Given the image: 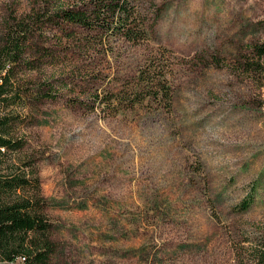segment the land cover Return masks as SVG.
Here are the masks:
<instances>
[{"label":"rangeland","instance_id":"obj_1","mask_svg":"<svg viewBox=\"0 0 264 264\" xmlns=\"http://www.w3.org/2000/svg\"><path fill=\"white\" fill-rule=\"evenodd\" d=\"M68 4L0 0V45L7 22ZM139 8L148 39L135 45L93 34L82 45L83 34L69 39L52 27L31 42L27 65H14L27 95L9 107L24 146L6 164L39 178L55 264H256L264 73L237 62L264 42V0H139ZM164 49L171 110L103 102L137 85L139 68ZM249 193L255 201L241 211Z\"/></svg>","mask_w":264,"mask_h":264},{"label":"trees","instance_id":"obj_2","mask_svg":"<svg viewBox=\"0 0 264 264\" xmlns=\"http://www.w3.org/2000/svg\"><path fill=\"white\" fill-rule=\"evenodd\" d=\"M49 27L68 30L69 39L77 33L83 34L78 41L82 45L90 42L91 34L103 41L118 38L134 45L148 39L139 0H69L67 6L45 5L25 17L7 22L0 45V147L4 148L0 151V264L16 261L17 264H55L57 244L51 237L53 224L45 217L39 197V178L35 171L13 170L6 164L11 154L24 146L22 138L14 135L17 116L9 109L27 95L16 82L14 65L21 62L27 65L24 58L31 42ZM171 55L168 49L152 54L136 74L137 85L128 86L103 102L108 104L114 100L117 106L134 107L148 101L171 110L174 101L172 67L161 62L169 60ZM237 63L248 74L262 75L264 42L252 45L249 54L239 57ZM42 93L40 89V98L47 97V93ZM254 201V194L249 193L238 209L247 211ZM256 256V264H264V245L257 249Z\"/></svg>","mask_w":264,"mask_h":264},{"label":"built area","instance_id":"obj_3","mask_svg":"<svg viewBox=\"0 0 264 264\" xmlns=\"http://www.w3.org/2000/svg\"><path fill=\"white\" fill-rule=\"evenodd\" d=\"M0 151L3 152L4 151V148L3 147H0Z\"/></svg>","mask_w":264,"mask_h":264}]
</instances>
